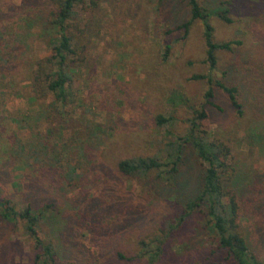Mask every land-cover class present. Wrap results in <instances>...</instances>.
Segmentation results:
<instances>
[{"label":"rangeland","instance_id":"obj_1","mask_svg":"<svg viewBox=\"0 0 264 264\" xmlns=\"http://www.w3.org/2000/svg\"><path fill=\"white\" fill-rule=\"evenodd\" d=\"M20 1L0 0V12ZM197 1L208 14L214 42H239L230 51L216 52V66L210 72L203 63L205 47L200 22H193L185 37L182 30H173L189 18L184 0H163L161 4L157 0H100L93 17L84 15L79 7L75 9L74 22L78 27L86 23L94 30L86 37L84 61L75 62L76 71L67 87L71 96L65 110L73 119L72 126L79 137L85 136V128L100 124L96 142L88 144L90 150L83 154L67 141L68 131L62 132V138L56 130L49 136L46 116L52 96L44 89L43 82L34 84L31 79L34 57L46 54L44 44L27 36L21 46L22 54L15 53V66L0 70V191L4 190L14 208L21 210L26 200L20 195H25L24 189L29 185L26 177L32 176L30 165L52 166L63 152L72 160L78 157L77 163L71 161V164H77V173L79 167L87 175L73 188H63L60 204L64 202L63 196L69 198L80 192L83 204L99 197L109 203L110 197H114L120 209L102 215L101 226L110 224L122 212L126 214L121 216L128 218L136 210L132 220L137 223L129 226L127 232L135 237L128 236L124 230L110 237L105 243L109 250L105 254L106 264H146L140 258L115 261L112 250L122 252L127 258L134 257L138 252L136 236L144 237L158 219L167 216L172 208L179 209V204L171 202L165 208L162 203L185 198L197 187L204 165L189 149L183 152V164L173 186L159 182L149 186L153 174L128 178L119 175L115 168V162L120 159L161 158L165 143L182 137L186 120L202 105L207 89L205 81L190 80L191 76L209 74L223 84L236 87L242 116L237 117L226 96L213 87L214 102L220 111L206 108L205 130L212 140L229 149L230 164L264 173V0ZM223 10L227 11L230 24H224L214 15ZM164 46L168 50L162 61ZM171 92L181 97V104L172 107L166 102ZM157 115L170 116L172 120L164 127H157L153 122ZM89 151L95 161L87 160ZM89 163L95 164L96 169L89 168ZM30 188L34 191L26 195L32 196L33 201L44 196L39 189ZM65 207L71 211L70 215L78 210ZM48 213L44 212L46 220L39 228L45 240L55 238L63 222L59 216L47 219ZM22 232L20 226L0 230V246L6 238L11 242L2 249L10 258L6 257L8 264H32L34 252ZM184 232L189 233L176 239L189 242L188 252L180 255L174 246L180 243L172 238L166 245L165 263H218L209 254V242L199 229L194 234L188 229ZM54 246L57 250L61 246L57 239ZM260 259L264 263V253Z\"/></svg>","mask_w":264,"mask_h":264},{"label":"trees","instance_id":"obj_2","mask_svg":"<svg viewBox=\"0 0 264 264\" xmlns=\"http://www.w3.org/2000/svg\"><path fill=\"white\" fill-rule=\"evenodd\" d=\"M184 1L189 9V18L173 30H182L185 37L193 22H200L205 47L203 63L207 64L210 72L216 66V52L230 51L239 42H214L207 20L208 14L202 10L197 0ZM99 2L100 0H21L18 5L6 7L4 12H0V70L15 66V53L22 54L21 46H24L27 36L44 44L46 54L34 57L35 70L31 72V79L34 84L43 82L44 89L52 96L47 105L46 116L50 125L49 136L56 130L62 138V132L68 131L70 134L67 141L76 145L81 154L90 150L88 144L96 140L100 124L85 128V136L79 137L72 126L73 119L65 110L71 96L67 87L76 71L75 62L77 59L84 61L86 37L94 30L86 23L81 28L78 27L74 22L75 9L79 7L84 15L91 14L93 17L99 9ZM157 2L161 4L163 0ZM214 15L224 24L231 23L226 10ZM4 22L7 23L6 26L2 25ZM163 49L162 61H165L168 46ZM190 80L205 81L207 89L203 94L202 105L186 120L187 127L182 137L166 142L164 156L161 158L136 156L120 159L115 162V168L119 175L128 178H146L153 174L154 178L150 180L149 186L152 182L173 186L183 164V152L189 149L204 165L197 187L193 194L185 198L162 203L165 208L171 202L179 204V209L176 211L172 208L167 216L158 219L144 237L136 236L138 252L134 257L127 258L118 250H112V256L119 262L140 258L146 264H167L164 259L168 249L167 242L179 236L186 237L189 232H184L185 229L193 231V234L199 229L206 236L210 246L209 254L216 257L217 264H264L260 259L264 253V173L230 164L229 149L223 143L212 140L205 130L208 120L206 108L220 111L214 102L213 87L220 89L226 96L227 104L237 117L242 116L237 89L234 85L221 83L209 74L193 75ZM166 102L175 107L182 103V99L177 93L171 92ZM171 120L170 116L157 115L153 122L157 127H164ZM62 155L52 166L40 168L35 164L30 165L32 176L26 177L29 185L24 189L25 195H20L26 200L23 209L16 210L6 192L0 191V230L21 227L34 252L32 264H106L105 254L109 250L105 243L121 230L127 234L129 226L137 223L135 219L132 220L136 210L128 218L121 216L126 214L122 212L116 220L101 226L102 215L120 209L119 202L114 197H110L109 203H104L99 197L83 204V193L80 192L69 198L63 196L64 202L60 204V195L64 189L73 188L87 175L79 167L80 172L77 173V164H71V161L77 163L78 157L75 156V160H72L68 153L63 152ZM86 156L88 161H95L92 151ZM89 165L92 170L96 169L93 166L95 164ZM30 186L44 194L39 201H33L30 195L27 197V192L34 191ZM162 187L168 188L164 185ZM106 193L105 190L104 194ZM65 205L77 207L78 210L75 209V213L70 215L71 211ZM59 206L62 209H58ZM45 211H49L47 219L59 216L60 222L63 221L55 232L57 236L46 240L39 234L41 222L46 220ZM128 236L134 238L135 234ZM54 239L61 245L58 250L55 249ZM176 240L180 244L174 246L180 255H185L189 250V242ZM1 244L0 264H8L2 249L11 242L6 238ZM79 258L82 259L80 263Z\"/></svg>","mask_w":264,"mask_h":264}]
</instances>
